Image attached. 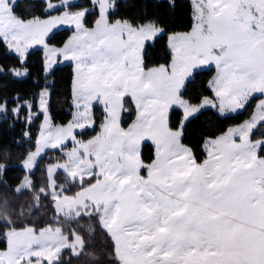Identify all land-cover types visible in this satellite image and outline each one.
<instances>
[{
    "label": "snow or ice",
    "instance_id": "1",
    "mask_svg": "<svg viewBox=\"0 0 264 264\" xmlns=\"http://www.w3.org/2000/svg\"><path fill=\"white\" fill-rule=\"evenodd\" d=\"M90 3L91 9L72 11L73 0H33L23 8L20 0H0V45L18 61L12 75L28 74L34 46L43 50L46 75L54 74L59 57L74 65L75 111L68 124L53 125L50 92L40 94L35 113L31 104H19V97L13 101V118L18 120L24 109L29 126L44 115L26 169L34 168L45 149L63 150L73 142L66 162L48 167V187L38 190L37 204L40 197L51 198L64 215L57 202L67 190L54 175L63 170L65 182L78 183L81 190L74 208L66 205L74 213L69 216L73 229L82 219L102 218L114 264H127L122 249L137 258L135 264H264V138H253L254 132L264 137L259 130L264 128V98L250 120L201 138L200 151L189 143V126L202 109L235 113L254 94L264 97V0H193L191 23L180 31L159 14L166 5L168 15H174L178 0H142V14L126 17L119 16L117 0ZM153 6L158 10L154 15L149 11ZM61 8V14H51ZM90 11L96 12L91 27ZM63 24L74 26L73 34L52 43L53 29ZM165 36L168 58L154 64L149 49ZM209 65L216 70L208 81L214 95L193 96L190 88ZM7 104L0 103L5 117ZM97 112L99 132L86 141L77 139V129L97 127ZM25 180L12 191L34 190V182ZM0 185L11 187L2 179ZM73 229L63 237L68 243L57 248L52 245L61 239V228L37 232L29 227L25 231L32 239L16 248L15 230L5 232L7 249L0 251V264H60L55 253L70 247ZM33 243L40 248L29 252ZM18 248H24L23 255H17Z\"/></svg>",
    "mask_w": 264,
    "mask_h": 264
},
{
    "label": "trees",
    "instance_id": "2",
    "mask_svg": "<svg viewBox=\"0 0 264 264\" xmlns=\"http://www.w3.org/2000/svg\"><path fill=\"white\" fill-rule=\"evenodd\" d=\"M21 7L32 4L33 0H20ZM39 3L40 0H35ZM154 2V0H153ZM119 5L117 11L119 16H139L143 12L141 6L142 0H117ZM91 7L90 0H79L74 3L72 8ZM63 8L59 9L60 12ZM151 14H157L158 10L155 6L149 9ZM168 8L165 5L159 13L166 16V20L170 24H175L177 31L186 30L191 23V13L193 11L192 0H178V6L174 15H168ZM40 15V12H36ZM96 12L90 11L86 16L88 26L94 25ZM73 32L72 28H62L56 32L54 44H60ZM53 35V34H52ZM167 37L158 40L155 45L149 49L150 56L153 57V63H165L168 58L166 48ZM43 50L42 48H34L29 51L27 67L28 74L24 77H15L11 70L18 67V61L15 54L6 52L3 45H0V103L7 100L8 113L5 117L0 114V165L5 168L0 170V179L4 180L10 188H4L0 185V249L7 247V241L3 236L10 228L33 227L37 231L46 228H61L63 233L69 235L73 229V220L70 215H62L54 209L51 198L40 197L38 204L36 197L39 195L38 190L42 187H48V165L56 161H64L65 154L57 150L47 151L38 161L35 170L31 173L34 182V190L28 189L21 194L12 191L19 185L27 174L26 170L21 166V162L27 157L29 152L36 147V136L38 125L43 115H39L34 124L30 126L25 123L23 118L27 114L26 110H21L19 119H14L12 109L17 106L13 101L19 97V102L27 99L33 100V111H38L37 94L44 87L50 88V115L56 124H66L73 116L74 107L72 104V72L73 64L58 63L54 66V74L46 75L43 70ZM215 74V68L209 67L202 70L196 78L195 84L190 88L193 96H212L214 95L208 88V81ZM261 98L255 95L248 105L242 110L235 113L220 114L216 108H204L198 119L189 126V143L200 146L203 139L212 136H218L226 131L229 127L237 125L250 118L254 113L256 103ZM99 112H97V127L95 129H86L76 133L79 139L87 140L93 137L99 130ZM134 118V117H133ZM125 121L131 123L125 116ZM31 134L26 137L24 134L28 131ZM264 131V128L259 129ZM254 139L263 138L254 132ZM72 143H69V145ZM150 151L145 152V156H151ZM203 159V155H201ZM65 173L63 171L56 172L57 184L63 185L67 190L66 194H76L80 191L79 184L68 185L65 182ZM88 185L85 184V187ZM6 201V202H5ZM8 221L10 224L6 226L3 222ZM74 237L80 236L83 246L80 252L73 255L70 248H65L60 255V264H114V258L110 255L111 241L105 231L99 217H88L80 220L75 224Z\"/></svg>",
    "mask_w": 264,
    "mask_h": 264
},
{
    "label": "rangeland",
    "instance_id": "3",
    "mask_svg": "<svg viewBox=\"0 0 264 264\" xmlns=\"http://www.w3.org/2000/svg\"><path fill=\"white\" fill-rule=\"evenodd\" d=\"M78 1H79V0H73V4L76 3V2H78ZM52 2H53V3H58V0H52ZM192 3H193V0H192ZM193 7H194V5H193ZM90 9H91V7H90ZM64 10H65V9H62L60 12H52L51 14H52V15H59V14H61ZM71 10H72V11H76V10H73L72 8H71ZM73 27H74V26H71V25H68V24L59 25V26H57L55 29H53V33L56 32V31H58V30H60V29H62V28H73ZM53 33H50V36H51ZM34 48H41V46H35ZM58 59H59V58H58ZM57 64H58V63H57ZM57 64H56V65H57ZM209 67H214V68H215V65H209V66H206L205 68H209ZM205 68H204V69H205ZM215 71H216V70H215ZM214 75H215V74H214ZM214 75H213V76H214ZM255 95H260V94H254V96H255ZM261 98H264V97H261ZM261 98H260V99H261ZM23 102H24V101H23ZM258 102H259V100L257 101L256 105L258 104ZM206 108H207V107H206ZM31 110H32V109H31ZM217 110H218V109H217ZM38 111H39V110H38ZM38 111H33V110H32L33 113L38 112ZM237 111H239V110H237ZM237 111H236V112H237ZM20 113H21V112H20ZM73 113H74V111H73ZM229 113H232V112H228V113H226V114H229ZM254 113H257V114H258V110H257L256 107H255ZM254 113H253V114H254ZM253 114H252V115H253ZM19 115H21V114H19ZM42 115H43V114H42ZM26 116H27V114L23 116L24 120L26 119ZM250 118H251V117H250ZM250 118L246 119L245 121L250 120ZM35 119H36V118H35ZM35 119H33V121L31 122V124H34ZM72 120H73V116H72V118L70 119V121H72ZM70 121H68L66 124H68ZM245 121H243V122L240 123V124H237V125L231 126V127H229V128H235V127H237V126L243 124ZM43 122H44V115H43V117H42V119H41V121L39 122V125H38V131H37L36 141H37V139L39 138V134H40V132H41V126H42ZM52 123H53V125H66V124H56V123L53 122V120H52ZM229 128H228V129H229ZM88 129H92V128H88ZM228 129H227V130H228ZM227 130H226V131H227ZM80 131H82V130L77 129V130H76V133H77V132H80ZM98 132H99V130H98ZM98 132H97V133H98ZM27 133H30V134H31V131L29 130ZM76 133H75V134H76ZM97 133H96V134H97ZM96 134H95V135H96ZM95 135H94V136H95ZM218 136H219V135H218ZM91 138H92V137H91ZM91 138H89V139H91ZM263 138H264V137H263ZM77 139H79V138L77 137ZM258 139H260V138H258ZM87 140H88V139H87ZM85 141H86V140H85ZM69 143H72V144L69 145ZM72 147H73V142H72L71 140H69V141L67 142L66 146H65V147L63 148V150H61V151H62V152L65 154V156H66V153H67L68 151H70ZM35 149H36V147H35L33 150H31L30 152H34ZM49 150H57V149H45L44 153H43L40 157L37 158V162H36L34 168H33L31 171L28 170V169H26V168L24 167V162H25V160L27 159L28 155H27V157L21 162V166H22V167L26 170V172H27V174L25 175V177H27L28 180H30V181L33 182V178H32V176H31V173L35 170L36 165H37L39 159H40V158H41V157H42L47 151H49ZM66 160H67V156H66V159H65L64 161H62V160H61V161H56V162H54V163H51L50 165H54V164H57V163H65ZM50 165H48V167H49ZM57 171H63V170H57ZM57 171H55V173H54L55 178H56V172H57ZM25 177H24V179L22 180V182H21L19 185H17L16 188L20 187L21 184H23V183H25V185L27 184V181L25 180ZM24 181H25V182H24ZM48 181H49V178H48ZM87 187H88V186H87ZM87 187H85V188H87ZM80 191H81V190H80ZM80 191H78L77 193H79ZM77 193H76V194H70V195L64 193V194H62V199H61L59 202H57V208L61 209L62 212L64 213V215H73V214H74V213H69V212H68V208L66 207V205L72 206V207L74 208L75 204L78 203V202L82 199V197L77 196ZM97 196H99V193H97ZM89 206H91V205H89ZM81 210H83V209H81ZM60 214H61V213H60ZM101 221H102V224L106 227V225H105V223H104V221H103L102 218H101ZM27 228H29V227L18 228V229H16V228H10V229H8V230L6 231V232H8V231H10V230H15V231H13V233H12V245H13V248H16V247H17V244L20 243L21 241H23L24 244H25V246H27L28 242L32 239L31 233L25 231V229H27ZM43 229H47V227H46V228H43ZM51 229H52V230H54V229H58V227H56V228L51 227ZM41 230H42V229H41ZM37 232H38V231H37ZM46 234H47V231H46ZM65 236H68V235L65 234V233H62V237H61V239H59V240L57 241L56 244H53V245H52V248H57V247H59L60 245L67 244V243H68V240H66V239L63 238V237H65ZM82 246H83V241H82L81 237L78 236V235H76V236L74 237V239L72 240L71 245H70L69 248H70L74 253H78V252H80V250L82 249ZM38 248H40V245H39V244H35V243H33V244H32V247H31L30 249H28V251L31 252L32 250H34V249H38ZM253 249H254V242H253V244H252V247L250 248V251L253 250ZM0 251H6V249H5V250L0 249ZM23 253H24V248H18V249H17V255H23ZM122 253H123V255H124V259L127 261V264H135V260H136L137 258H136V257H135L130 251H125V250L122 249ZM45 254H47V255H52L53 253H52L51 250H49V249H45ZM55 254L58 255L59 252H58V253H55ZM60 255H61V254H60Z\"/></svg>",
    "mask_w": 264,
    "mask_h": 264
},
{
    "label": "crops",
    "instance_id": "4",
    "mask_svg": "<svg viewBox=\"0 0 264 264\" xmlns=\"http://www.w3.org/2000/svg\"><path fill=\"white\" fill-rule=\"evenodd\" d=\"M87 8H89L90 9V7H87ZM73 10H80V8H72ZM73 29V31H74V27L72 28ZM73 34V32L71 33V35ZM70 35V36H71ZM69 36V37H70ZM35 47V46H34ZM34 47L33 48H31V49H34ZM30 49V50H31ZM29 50V51H30ZM67 62H70V63H72L73 64V62L72 61H65L64 59H63V57H59V62L58 63H67ZM74 66V65H73ZM13 70V69H12ZM12 70H11V72H12ZM22 77H24V76H22ZM212 79V78H211ZM45 91H47V92H50V88H48V87H44L43 89H41L39 92H38V94H37V104H38V110H39V107H40V94L42 93V92H45ZM19 104H31L32 106H33V100H31V99H27V100H24V102L22 101V102H19ZM72 104H73V98H72ZM208 108V107H207ZM74 111H75V109H74ZM54 230H56V229H54ZM5 249H7V247L6 248H4V249H2V250H5ZM61 253H59L58 255H60Z\"/></svg>",
    "mask_w": 264,
    "mask_h": 264
}]
</instances>
